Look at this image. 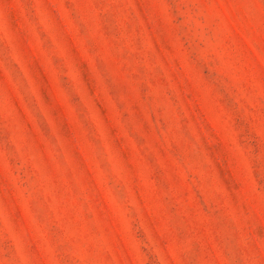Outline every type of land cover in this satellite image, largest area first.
I'll use <instances>...</instances> for the list:
<instances>
[{
    "label": "rangeland",
    "instance_id": "obj_1",
    "mask_svg": "<svg viewBox=\"0 0 264 264\" xmlns=\"http://www.w3.org/2000/svg\"><path fill=\"white\" fill-rule=\"evenodd\" d=\"M0 264H264V0H0Z\"/></svg>",
    "mask_w": 264,
    "mask_h": 264
}]
</instances>
